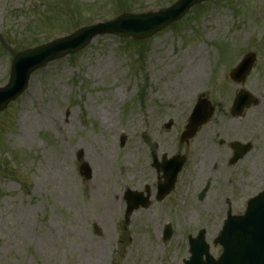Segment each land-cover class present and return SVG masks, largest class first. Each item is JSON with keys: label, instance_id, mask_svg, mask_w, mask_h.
Returning a JSON list of instances; mask_svg holds the SVG:
<instances>
[{"label": "rangeland", "instance_id": "1", "mask_svg": "<svg viewBox=\"0 0 264 264\" xmlns=\"http://www.w3.org/2000/svg\"><path fill=\"white\" fill-rule=\"evenodd\" d=\"M176 1L0 0V86L17 52ZM248 53L255 60L239 86L229 74ZM239 90L256 103L233 118ZM199 97L215 114L180 143ZM234 142L251 150L230 166ZM153 154L186 159L161 201ZM145 187L149 205L125 217V191ZM263 189L264 0H208L143 42L96 37L36 72L0 115V264H183L200 230L217 258L227 209L242 213Z\"/></svg>", "mask_w": 264, "mask_h": 264}, {"label": "water", "instance_id": "2", "mask_svg": "<svg viewBox=\"0 0 264 264\" xmlns=\"http://www.w3.org/2000/svg\"><path fill=\"white\" fill-rule=\"evenodd\" d=\"M204 1L206 0H179L175 5L158 13L141 16L123 15L114 22L83 28L70 36L18 53L12 60L7 84L0 87V113L11 101L23 94L31 74L44 68L48 63L63 59L84 49L95 37L114 35L144 40L178 21L186 15L191 7ZM253 62L254 55H247L232 71L230 79L235 84L241 85ZM251 104H255V100L245 91H240L232 107V116H238ZM213 113L214 109L209 101L199 100L191 113L185 131L181 135V142L192 139L201 126L208 122ZM121 145H123V141ZM234 146L236 153L232 159L233 162L249 150L248 145L235 144ZM183 163L184 160L180 158H174L169 163L170 166L165 173L168 184L163 194H168L173 188ZM79 170L87 180L90 178L91 170L86 163H83ZM126 197L138 199L134 205H128L126 215H129L138 208L140 199L137 194L131 192H127ZM142 204L145 206V201ZM170 235L171 232L167 229L164 239H168ZM214 244L221 245L223 249V253L217 261L209 255V246L205 242L204 231H201L196 239L189 238L191 256L185 264H264V192L248 203L243 216L231 217L228 214L227 221Z\"/></svg>", "mask_w": 264, "mask_h": 264}, {"label": "flooded vegetation", "instance_id": "3", "mask_svg": "<svg viewBox=\"0 0 264 264\" xmlns=\"http://www.w3.org/2000/svg\"><path fill=\"white\" fill-rule=\"evenodd\" d=\"M229 164V163H228ZM160 174H156V176L158 177V181L157 184H161L162 180V176H159ZM228 206H230V204H228Z\"/></svg>", "mask_w": 264, "mask_h": 264}, {"label": "trees", "instance_id": "4", "mask_svg": "<svg viewBox=\"0 0 264 264\" xmlns=\"http://www.w3.org/2000/svg\"><path fill=\"white\" fill-rule=\"evenodd\" d=\"M0 41H1V39H0Z\"/></svg>", "mask_w": 264, "mask_h": 264}]
</instances>
